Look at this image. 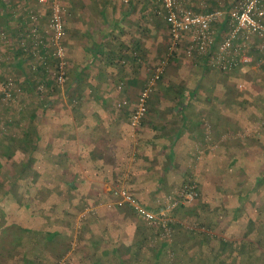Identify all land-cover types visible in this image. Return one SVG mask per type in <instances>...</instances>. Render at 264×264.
I'll use <instances>...</instances> for the list:
<instances>
[{"label":"crops","instance_id":"crops-1","mask_svg":"<svg viewBox=\"0 0 264 264\" xmlns=\"http://www.w3.org/2000/svg\"><path fill=\"white\" fill-rule=\"evenodd\" d=\"M57 2L64 28L59 39L62 57L52 55L53 45L42 51L46 57L41 60L29 52L33 42L28 34L35 27L45 40L53 39L48 27L50 3L0 0V76L23 77L29 84L33 66L47 62L58 67L62 61L68 78L61 92L36 101L25 96L14 104L23 112L20 133L14 137L19 138L22 157L26 153L34 158L37 172L53 174L51 182L42 183L45 188L39 193L38 205L61 202L60 190H68L66 203L71 204V212L64 219L73 223L68 231L71 235L63 240L61 218L50 204L32 219L35 227L45 232L24 230L19 246L33 241L34 247L43 248L37 253L41 257L67 255V260L59 259L57 264H161L156 254L167 244L151 246L155 228L149 226L152 222H144L138 208L153 209L162 192L188 181V172L195 174L196 162L190 161L199 157L197 141H203L205 124L219 122L221 112L209 95L218 100L221 89L220 85L214 88V82L228 74L210 66L205 57L206 61L199 63L186 58L182 48L190 43L188 34L172 48L167 23L157 13L159 0ZM234 2L184 0V5L195 11L228 10ZM213 28L216 45L230 30L227 13ZM258 54L244 55L242 60L254 67ZM162 60L168 62L167 67L149 99L144 120L133 129L129 118L139 91ZM231 69L228 76L236 67ZM252 70L247 76L258 77L257 73L252 76ZM40 71L36 73L43 74L46 68ZM121 82L122 90L118 88ZM122 98L128 104L117 109ZM235 109L228 113L235 118L226 122H235L238 116L239 122L251 124L245 115L247 106H239V112ZM120 184L134 202L112 194ZM180 220L176 215V221ZM151 250L152 257L141 260L140 253L151 254ZM37 254L34 261L25 260L26 264H38ZM124 254L132 257L123 259Z\"/></svg>","mask_w":264,"mask_h":264},{"label":"trees","instance_id":"trees-1","mask_svg":"<svg viewBox=\"0 0 264 264\" xmlns=\"http://www.w3.org/2000/svg\"><path fill=\"white\" fill-rule=\"evenodd\" d=\"M263 55L264 54L261 52V56L257 55L256 59H262L264 57ZM259 68L263 69V71H257L259 73H257V79L264 81V64H261ZM236 70L237 69H235V71ZM235 71H233V73H235ZM249 85L251 86V83H249ZM231 89L233 96H237L238 94H235L236 92L234 93L235 88L233 87ZM257 90L260 93L263 92L264 84L257 87ZM40 98L44 99L41 94ZM260 100V104H257L251 99L246 102V106L252 107L250 114L249 112H245L251 124L255 120L253 117L263 118L264 116V99L260 98ZM239 106L231 108L228 112L231 111L230 113H233L235 108V111L239 112ZM0 109V117H2V113L10 115L5 117L6 120L3 122V125H0V133L3 129L2 134H0V145L2 146V149H0V171L6 172L7 170L6 173L9 174L5 175L3 178L0 177V232H9L11 234L14 227L12 218L18 221L16 218L21 216L31 224L33 223L32 219L35 215H41L43 211L46 210L45 206L41 207L37 202H34V199L36 194L44 192L45 187H43L42 183L51 182L53 174L48 171L37 172V166L35 167V163L33 162L34 158L31 155L26 156V153H24V157H22L19 138H15L14 136L11 137L10 135L5 136L4 134V130L9 131L13 126H18L20 124L21 114L23 112L21 113L20 109L17 107L14 108L7 103L6 105H0ZM248 110L249 108L246 109V111ZM227 114V118L225 116L222 119L221 116H219V124H221V120L223 124H226L229 118L234 117ZM4 123L7 127H4ZM218 123L216 125H218ZM1 127L3 128L1 129ZM16 129H18V133H20L21 127L18 126ZM32 132L35 131L32 130ZM243 141L242 139L243 153L233 155L229 162L230 165L226 164L227 166H225H234V170L229 173V179L232 186L235 187V192H231V190L228 189L230 193L226 195L222 189H218V195L212 194L211 196L207 188L203 186L201 190H198L199 201L196 206H182L179 207L182 209L178 208L175 215L194 226V228L185 230V234L187 235L186 238L184 237L181 240L177 238V240L180 241L176 243V246L178 245V262H187V264H251V261L255 257V252H259L261 247L264 248V124L257 131L252 132L248 140H246L248 144ZM21 161H23L22 164ZM233 173H235L234 179L231 180ZM54 179H57L56 173H54ZM199 179L202 178L199 176ZM38 186H42L43 189L38 188ZM230 187L231 185L229 188ZM61 197V202H64L63 204L59 200H54L51 206L54 205L53 212H57L61 218L59 229L64 231V240L71 235L68 231L73 228L72 221L64 219L68 213L71 212L69 210L71 204L68 205L66 203L68 190L65 189V187ZM72 207L78 208L79 206L74 205ZM191 218H195L194 222L190 221ZM2 219H4V221L8 220L9 222L4 223ZM229 221L230 223H236V226L234 228L226 227L222 229ZM180 222L175 221V224L181 230L182 225ZM19 225L21 227L20 229L14 228L18 233L13 237V233L11 234L10 244L15 247L12 251L11 258L13 260L14 258H21L22 263L20 264H26V256L30 261H34L36 259V254L41 252L43 248L34 247L33 241L27 242L23 247H20V244L17 245V240L21 237V232L24 230H32L34 233L45 231L37 229L34 223L31 226H25L24 224ZM212 230L220 231L226 234V236L231 237L232 240H228L223 236H216L212 233ZM213 239L215 242H213ZM187 241L188 244L191 245L189 246L192 248L191 253H186L189 249L187 251H182ZM64 245L66 246L67 243H64ZM203 245H206L207 250L213 249L214 251H205L201 248ZM211 245H214V247ZM54 251L55 249L53 252ZM181 252L183 254H181ZM17 253L19 254L17 255ZM29 255H32V258H29ZM63 255L64 253H59V256L56 254L53 258L51 256L45 258L41 257V253H39L37 254L39 257L38 264H57L58 260L61 259ZM156 255V257H158V251ZM80 256H82L81 253L79 257Z\"/></svg>","mask_w":264,"mask_h":264},{"label":"rangeland","instance_id":"rangeland-1","mask_svg":"<svg viewBox=\"0 0 264 264\" xmlns=\"http://www.w3.org/2000/svg\"><path fill=\"white\" fill-rule=\"evenodd\" d=\"M199 1V0H197ZM238 1V0H236ZM220 8V7H217ZM215 8V9H217ZM213 9V10H215ZM225 11V10H224ZM51 15V14H50ZM31 32L32 29L30 30L28 36L31 39ZM51 37H53V35H51ZM50 42V44H49ZM49 42L47 40H45V44H43L42 46L38 47V57L41 58V60H44V54H42V51L45 48H53V44H52V39L50 38ZM216 42V40H215ZM217 44V43H216ZM33 46H31L32 48ZM31 48L29 49V52H31ZM183 49V55L188 58L190 61L194 62V63H199L200 60L202 61H206L204 60V57L207 59V62L210 66L217 68L218 70L221 71H226L225 73L230 75V71L232 72L233 69H222L220 67H218L215 64L217 63L216 60V55H217V48L216 45H214L211 49V54L205 55V54H198V53H193V55L188 56L186 54V47L182 48ZM264 54V39L263 38H259L256 36L251 37V39H249L247 42L244 43V47H243V54H241V62L239 63V65L236 66L237 71H235V73H232L231 76L228 75H224L226 77H231V78H226L223 77L220 80H218V83L215 84L214 82V88L216 87V85H220L218 86L221 89V92L218 95V100L217 98L213 97L212 95H209V101L211 103H213V106H218L221 110L220 112V116L223 119V117L226 116L229 110H231V108L237 107L239 105L242 106H246V102L247 100L251 99L254 100L257 104L261 103L260 98L264 99V91L263 92H259L257 90V87H260L261 84H264V81H260L257 79V77L255 78H249L248 75V70L251 69H255L252 70V76H254V73H258L256 69L261 70V72L263 71V69H260L259 66L261 64H264V57L262 58V60H258L256 59L255 63L256 65H252V66H256L251 67L250 66H246L247 64L244 63L243 56H252V55H261V52ZM52 55H55L53 53V49H52ZM34 56V55H33ZM56 56V55H55ZM264 56V55H263ZM62 57V56H61ZM215 60H214V58ZM60 58V57H58ZM245 60H249L247 58H245ZM62 61H60L59 63H61ZM214 63V64H212ZM44 65H41L40 67L37 66V70L35 71L33 69L32 74L28 79L29 84H27L25 82V79H23V77H17V76H0V79H7V78H12L14 80V82L16 83L17 86H19L21 88V92L20 94H18L17 96L14 97V101L11 100H4L1 96H0V105H6L9 104L11 106H15L14 104H17L20 100H22L25 96L26 98H28L29 100H39L40 99V94L43 98L48 97L50 95H52L51 92H61V90H63L65 87V84L67 83L68 78L65 77L64 74V81L62 83L57 82V70L58 67H56L55 65L52 64H47V62L43 63ZM243 64V65H242ZM45 66V67H44ZM63 66V63H62ZM33 68V67H32ZM41 68H46V71L40 75H38L36 72H41ZM43 70V69H42ZM35 71V72H34ZM229 71V72H228ZM152 74V73H151ZM151 74L146 77L145 83H143L142 88L146 85V83L148 82ZM259 74V73H258ZM33 75V76H32ZM161 77L158 79V81L154 84L153 86V92H154V88L157 86V84L160 82ZM247 83V84H246ZM249 83H251V86L249 85ZM260 83V84H258ZM121 86V88H119L120 90H122L123 88V83H119L118 86ZM39 86H42V89L39 88ZM235 88L234 93L238 94L237 96H233L232 94V89L231 88ZM53 91H50V90ZM141 91V90H140ZM139 91V92H140ZM40 93V94H39ZM153 95V93L151 94ZM122 99H126V98H122ZM121 100V99H120ZM247 108H249L248 111L250 114V111H252V107L251 106H247ZM228 109V110H227ZM1 111V109H0ZM10 115H6L5 113H2V117H0V125H3V122L6 120L5 117H8ZM237 119H235L236 121H230V123H226L223 124L222 120H221V124L218 123V125H212V124H205V129H204V133H202V142H198L197 141V145L200 148L199 150V157H193L192 160L190 161V163L196 162V164L193 166L195 168V174L193 175L191 172H188L190 176L188 181H185L186 183L189 182H195L196 186L198 187V190H201V187L205 186L204 188H207L209 194L212 196L213 195H218V189H222L223 192L227 195L228 193V189L231 190V192H235V187L232 186V183L230 181V177H229V173L231 171L234 170V166H229V167H225L227 166L226 164L230 165V159L232 158L233 155L236 154H242L243 153V143H242V139L244 140L243 142H246V140H248V137L252 134V132L257 131L263 124H264V116L263 118H257V117H253L255 120L252 124H245L243 122H239L238 116L236 117ZM248 118V117H247ZM13 119V118H12ZM246 120L245 118H241ZM250 120V119H249ZM253 120V119H252ZM14 121V119H13ZM19 126V125H18ZM18 126H13L11 129H9V131H5L4 130V134L5 136L10 135L11 137L13 136H18ZM4 127H7V125L4 123ZM3 127H1L2 129ZM12 130V131H11ZM3 129L1 130L2 134ZM211 139H213V145L211 144ZM4 143V142H3ZM242 144V146H241ZM246 144H248V142H246ZM0 149H2V146L0 145ZM218 153V154H217ZM217 157V158H216ZM194 160V161H193ZM7 172V170H6ZM1 172L0 171V177L3 178L5 177V175H9L8 173ZM17 173V172H16ZM19 173V172H18ZM227 174V176H226ZM11 175V173H10ZM192 175V176H191ZM234 175L235 173H233V175L231 176V180L234 179ZM199 176L202 179H199ZM222 181V182H221ZM184 182V184H185ZM200 183V184H199ZM184 184L182 185H177L176 187L167 190V193H161L160 196H158L156 198V204L155 206H153V209H148V210H153L152 212H158L160 209H165L166 207V199L168 198V195L172 193V191H174L176 188L182 187ZM121 185V184H120ZM231 185V187L229 188V186ZM118 185H116L117 187ZM233 187V188H232ZM232 188V189H231ZM113 190V189H112ZM63 190H60V195L62 194ZM117 197V196H115ZM38 199H41V197L39 196V194H36L34 202H37ZM198 196L196 199L187 202V203H177L175 205V207L168 213L170 220L169 223V230H165L164 228H162L161 226L157 225V224H153L152 225L150 223H148L149 221H147L146 219H144V222L149 224V226H152L155 228V230L152 229V235L150 237V243L152 244L151 246L154 248H158L161 243H166L167 245L164 246L162 248L161 253L159 254V259H160V263L161 264H187V262H178L177 258V250H178V245L176 246V243L180 242L177 240V238H179V240L183 239L184 237L186 238L187 235L185 234V230L186 229H190V228H194V226L191 223H187V221L181 220V225L182 228L181 230L176 226L175 221H176V213L178 211L179 207L182 206H188V207H194L196 206V204L198 203ZM62 201V197L60 199ZM179 202V201H178ZM62 204L64 202H61ZM51 203H46L47 207L46 208H50L51 206H49ZM61 204V205H62ZM54 207V205L52 206ZM62 207V206H61ZM147 209V208H146ZM182 209V208H179ZM16 219H18V221L14 220V218H12V223L13 224V229L11 231L12 237L18 233V231L14 230V228L16 227L17 229H20V225L25 224V220L21 217L18 216ZM195 218H191L190 221L194 222ZM4 221V219H2ZM5 222H9L4 221ZM19 222V223H18ZM33 223H28L27 222V226H31ZM236 223H227L225 225V227H222V229L224 228H230V227H235ZM221 227V226H220ZM203 230V229H202ZM211 232V231H208ZM212 233L215 234L216 236H223L228 240H232L231 237L226 236V234L221 233L220 231H216V230H212ZM11 234L9 232H0V264H20L21 262V258L16 259L14 258V260L11 258V254L13 249L12 245L10 244L11 242ZM24 234V233H23ZM21 234L22 239L19 238L20 241L17 243L21 244V242L24 240L23 237L24 235ZM185 234V235H184ZM180 236V237H179ZM250 239V238H249ZM186 240V239H184ZM248 240V239H247ZM213 242L214 239H213ZM26 243V241L23 242V244ZM214 244V243H213ZM79 245V244H78ZM46 246V245H45ZM187 243H185V245L182 248V251H188L191 253L192 248H190ZM214 247V245H211ZM202 249H204L205 251H214L213 249L207 250L206 245L201 246ZM19 252V251H18ZM149 253L142 252L140 253L141 256V260H143L144 258H148L150 259L153 255V251L151 250ZM19 253H17L18 255ZM146 254H148L146 256ZM181 254H183L181 252ZM117 255L119 256L120 253H117ZM132 257V255L129 254H124L123 255V259H128ZM68 257L66 255V257H62L61 260H67ZM28 258H25V260H27ZM10 260V261H8ZM29 260V259H28ZM251 264H264V248L261 247V250L259 252H255V257L254 259L251 261ZM36 264V263H34Z\"/></svg>","mask_w":264,"mask_h":264},{"label":"built area","instance_id":"built-area-1","mask_svg":"<svg viewBox=\"0 0 264 264\" xmlns=\"http://www.w3.org/2000/svg\"><path fill=\"white\" fill-rule=\"evenodd\" d=\"M126 1V0H125ZM40 3H50L51 15L48 27L53 33V45L55 55L62 56V47L59 39L64 34L61 19V8L57 0H38ZM161 7L157 10L161 14L168 26V32L172 40V48H176L183 36L188 34L190 43L186 47L188 56L193 53L205 54L211 52L215 45V30L213 26L219 22L225 13L228 16L230 30L222 40L216 44V60L218 67L222 69L235 68L241 62V54L244 43L251 37L256 36L264 39V0H238L232 4L228 10L217 8L210 11H195L191 7L184 5V0H159ZM35 19L31 16V19ZM33 47L31 53L38 55V47L45 44L43 36L38 34L35 27L31 32ZM242 39V41H240ZM26 49V48H25ZM214 58V57H213ZM214 58V60H215ZM167 61L162 60L152 72L148 82L141 89L135 101V106L130 113V124L136 129L144 120L148 102L153 93V86L164 73ZM214 64V63H212ZM62 62L58 65L57 82L64 81V71ZM36 71L37 66H33ZM42 89V86H39ZM118 88H121L119 85ZM21 88L16 85L12 78L0 79V96L4 100L14 101V97L20 94ZM128 104L127 99H121L116 103L117 109H121ZM112 194L127 202H134L126 187L119 185L112 190ZM198 196V187L195 182L185 183L182 187L176 188L168 195L165 209L152 212L145 208H138L140 214L147 221L157 224L169 230L170 218L168 213L177 203H187ZM179 201V202H178Z\"/></svg>","mask_w":264,"mask_h":264}]
</instances>
